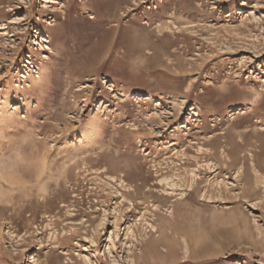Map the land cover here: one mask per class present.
Segmentation results:
<instances>
[{
    "label": "rangeland",
    "instance_id": "obj_1",
    "mask_svg": "<svg viewBox=\"0 0 264 264\" xmlns=\"http://www.w3.org/2000/svg\"><path fill=\"white\" fill-rule=\"evenodd\" d=\"M161 260L264 264V0H0V264Z\"/></svg>",
    "mask_w": 264,
    "mask_h": 264
},
{
    "label": "bare ground",
    "instance_id": "obj_2",
    "mask_svg": "<svg viewBox=\"0 0 264 264\" xmlns=\"http://www.w3.org/2000/svg\"><path fill=\"white\" fill-rule=\"evenodd\" d=\"M43 48H44V47H43ZM92 130H93V129H92ZM94 130H95V129H94ZM256 153H257V152H256ZM253 155H254V154H253ZM253 155H252V156H253ZM256 157H257V156H256ZM232 164H233V163H232ZM238 168H239V167H238ZM251 178H252V177H251ZM188 230H189V229H188ZM152 240H153V239H152ZM163 242H164V241H163ZM153 243H154V242H153ZM156 244H157V243H156ZM152 245H153V244H152ZM153 246H154V245H153ZM151 247H152V246H151ZM154 250H155L154 252H155L156 254H158L159 259H160V258L162 257V255H163V254L161 253V251L158 250L157 246H155ZM167 250H168V249H167ZM145 252H146V251H145ZM151 252H152V251H151ZM155 253H154V254H155ZM170 253L172 254L171 251H170ZM144 255H145V254H144ZM144 255H143V256H144ZM169 255H170V254H169ZM141 256H142V255H141ZM141 256H140V258L143 260V256H142V257H141ZM149 257H150V256H149ZM155 257H156V256H155ZM163 257H164V256H163ZM167 257H168V259H169L170 256H167ZM147 258H148V257H147ZM151 258H152V257H151ZM171 258H172V255H171ZM171 258H170V259H171ZM144 259H145V261H146V258H144ZM164 260H167V259L164 258ZM164 260H161V261H153V262H151L150 264H160V262L163 263ZM143 261H144V260H143ZM148 264H149V263H148Z\"/></svg>",
    "mask_w": 264,
    "mask_h": 264
}]
</instances>
